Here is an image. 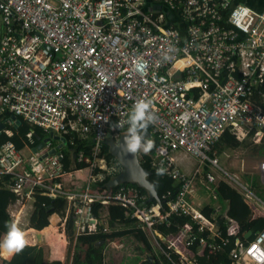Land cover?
Returning <instances> with one entry per match:
<instances>
[{"label":"built area","instance_id":"built-area-1","mask_svg":"<svg viewBox=\"0 0 264 264\" xmlns=\"http://www.w3.org/2000/svg\"><path fill=\"white\" fill-rule=\"evenodd\" d=\"M141 98L152 102L155 115L150 165L179 183L162 204L147 203L149 195L130 184L91 189V182L123 170L101 153L109 134L118 140L127 132L128 113ZM4 114H11L1 122L9 135L6 124L22 117L51 138L71 132L93 138L91 155L74 153L91 168L82 191L64 181L71 172L51 138L28 153L11 140L0 145V173L13 175L11 189L33 202L37 194L65 198V221L74 215L76 237L108 232V212L96 216L93 203H114L173 264H201L200 257L229 246L232 264H264V228L246 237L249 230L217 194L225 181L264 213V199L221 166L217 149L225 131L239 140L264 137V9L232 0H0ZM183 164L195 168L189 172ZM259 167L264 173V161ZM200 189L205 201L197 198ZM206 206L215 210L208 214ZM174 215L189 219L163 234L160 227L170 226Z\"/></svg>","mask_w":264,"mask_h":264},{"label":"trees","instance_id":"trees-1","mask_svg":"<svg viewBox=\"0 0 264 264\" xmlns=\"http://www.w3.org/2000/svg\"><path fill=\"white\" fill-rule=\"evenodd\" d=\"M9 117H11V114L2 115L0 117V123L7 120ZM6 128L10 129L13 134L9 135L6 133V130H3L0 134V145L6 142L7 140H11L15 143L18 149H24L26 147L35 148L42 142V140H44L45 138H49L50 136L49 132L39 126L29 123L22 117H18L13 124H6ZM150 130L151 126L149 125L147 133H150ZM30 132L32 133L31 136L28 135ZM150 139L152 140L151 137ZM51 140L53 141L54 145L59 146L58 150L63 155L61 161L65 172L70 173L89 167V163L85 161L75 160L74 153L83 150L86 155H91V149L93 146L92 137L83 138L79 134L71 132L61 134L59 135V138L52 137ZM152 141L153 147L148 153L139 150L140 162L145 168L151 170L149 178L154 184L160 198H163V195L168 191H171L172 195H174L179 188V183L175 182L172 178L164 176L159 172L155 171L150 165L152 153L154 152L155 148V142L154 140ZM262 142L264 143V137L262 139ZM250 143L251 140L249 138L239 140L229 131H225L223 136L217 142V149L223 151V149L225 148H236L241 145H249ZM101 154L106 159V161L118 162V160L110 153L109 145L107 143L104 144ZM98 170L99 169H97L96 171ZM110 178L111 176L101 181L98 180L93 182L91 184V189H95L97 187L101 190L104 189L106 183L110 180ZM12 179L13 175L0 173V234H2L6 230V222H9L11 220V215L8 211L9 201L7 202V199L17 198V194L10 187ZM249 182L257 196L264 199L263 189H254V187L258 186V181L256 179L251 178L249 179ZM125 184H130L137 187L141 193H144L148 196V191L144 187L139 186L137 183ZM116 188L117 186L113 189ZM81 190H84V188ZM217 194L218 200L223 204L224 207L228 208V213L238 220L242 230H252L253 232H256L257 230L264 228V213L252 210L251 206L244 199L242 194L238 190L233 188L230 184L225 181H220L217 187ZM225 201L228 202L226 203ZM47 202H54L56 206L62 204V208L65 207V212H63V216L66 214L68 202L65 198L62 197L50 198L43 194H37L34 206H36L37 209L46 205ZM152 202H155V200L149 198L147 199V203L150 204ZM48 207L49 209L52 208L51 206ZM106 207L108 210V232L101 231L94 234H85L76 237L74 230V215L70 214L67 217L65 223V232L71 240L75 238L77 247V249L74 250L72 255H69V263L63 262L61 260L50 261L48 258L46 246L38 244H26L22 250H20L19 252H15L11 256V258H2L1 264H105L104 249L107 243L116 237L125 236L127 234H134V236L144 244L146 250H152V246L148 240L147 233L143 231L140 227H138L137 220L130 216L125 207L114 203H110ZM104 208L105 206L101 202L93 203V212L96 216L100 215V212ZM214 210L215 208H211L210 206H206L204 208V211L208 214L210 212H213ZM188 219L189 217L187 216L174 215L171 217V225H163L160 227V230L163 234L176 232L178 230V225H182ZM54 221L55 215L51 217V223H53ZM38 224H41V226H37V228H39V230H42L45 228L44 226L46 225V222L40 221ZM117 224L122 225L123 228L111 230V228H114ZM240 236L242 235L240 234ZM101 241L102 243H100ZM83 246H86V248L83 249ZM164 247L167 248L165 244ZM229 249L230 246L227 247L224 252L216 253L215 255H211L209 258L207 256L200 257V263L232 264V260L228 256ZM173 257L175 256L173 255ZM154 259V263L151 264H173L172 261L166 258V256L162 252L161 256H154ZM136 260H134L132 264H150L149 256H146L145 260L141 263H138Z\"/></svg>","mask_w":264,"mask_h":264},{"label":"rangeland","instance_id":"rangeland-1","mask_svg":"<svg viewBox=\"0 0 264 264\" xmlns=\"http://www.w3.org/2000/svg\"><path fill=\"white\" fill-rule=\"evenodd\" d=\"M25 151L28 153L29 150L26 149ZM140 151L138 150V156ZM219 158L221 166L226 168L232 175L237 176L239 180L243 181L244 183H250L249 179L251 178L256 179L258 181V186L254 187V189L257 190V188H261L263 189L264 193V173H262L259 167L260 163L264 161V143L262 141L255 142L251 140V143L246 146L241 145L236 148H225L219 153ZM90 174L91 168L86 171L85 175H80L78 177H75V175L72 177L68 176L70 178L68 181L70 182L66 183L72 188H76L78 190L83 189L88 183ZM231 186L236 188L234 185ZM8 201V211L11 215V220L15 219L24 231L30 229L35 230V228L39 230L37 226H41V224H38L40 221L46 222L44 227L49 226L51 224V216L54 214L58 216L59 220H57L55 215V221L53 223L57 227L59 234L61 235V233L64 232L66 236V239H64L66 247H63V254L60 256H55L53 253L51 255L53 246L50 244V242L43 241L38 243V245L46 246L50 261L61 260L63 262L69 263V255H72L77 247L75 238L71 240L65 232L66 214L63 216L65 207L62 208V204L56 206L54 202H47L43 207L36 209V206L32 204V200L28 198H22L19 195H17V198L15 199L8 198L7 202ZM48 206H51L52 210L49 209ZM122 228V225L117 224L114 228H111V230ZM147 235L152 246V250L150 251L145 249L144 244L139 241L134 236V234H127L123 237H119V239H121L120 244L114 242L108 243L104 249L105 264H132L136 259L138 263H141L145 260L146 256H151L152 259L154 256H161L162 251L159 245L154 241L150 234ZM84 248H86V246H83V249ZM0 257L2 256L0 255Z\"/></svg>","mask_w":264,"mask_h":264},{"label":"clouds","instance_id":"clouds-1","mask_svg":"<svg viewBox=\"0 0 264 264\" xmlns=\"http://www.w3.org/2000/svg\"><path fill=\"white\" fill-rule=\"evenodd\" d=\"M151 101L138 99L134 101L127 116V132L124 135V142L129 152L143 150L148 153L153 147V141L147 135L148 126L154 122L155 115L151 110ZM190 113L181 114V120L186 121ZM117 127H120L117 124ZM163 173L164 169H158ZM26 237L23 228L12 219L6 222V230L0 234V251L6 250L8 253H15L22 250L26 245Z\"/></svg>","mask_w":264,"mask_h":264},{"label":"water","instance_id":"water-1","mask_svg":"<svg viewBox=\"0 0 264 264\" xmlns=\"http://www.w3.org/2000/svg\"><path fill=\"white\" fill-rule=\"evenodd\" d=\"M4 128L5 125L3 123H0V134L4 130ZM125 133H122L118 140H115L110 136V134L106 139V143L109 145L110 153L123 166V170L121 172L110 178V180L106 183V187L110 190L122 183H137L139 186L144 187L148 191L150 199H154L159 204H162L158 192L149 178L151 171L141 164L138 156V151L135 153L127 151L124 142ZM147 135L150 138V133H147ZM50 138L51 137L42 140V142L37 147L33 148V150L43 148L46 141H48ZM54 152L55 149L49 151V153ZM252 233L253 231L249 230L246 234V237H250ZM100 243H102V241Z\"/></svg>","mask_w":264,"mask_h":264},{"label":"bare ground","instance_id":"bare-ground-1","mask_svg":"<svg viewBox=\"0 0 264 264\" xmlns=\"http://www.w3.org/2000/svg\"><path fill=\"white\" fill-rule=\"evenodd\" d=\"M32 204H35V202ZM24 232L27 241L26 244H37L43 241L50 242V244L53 246V253L55 256H60L63 254L65 241L64 238H61L63 235L62 233L61 235L59 234V231L57 230V227L54 225V223H51L42 230L30 229ZM13 254L14 253H8L6 250L1 251V255L7 258H10Z\"/></svg>","mask_w":264,"mask_h":264},{"label":"crops","instance_id":"crops-1","mask_svg":"<svg viewBox=\"0 0 264 264\" xmlns=\"http://www.w3.org/2000/svg\"><path fill=\"white\" fill-rule=\"evenodd\" d=\"M238 3H243V4H245V5H247V6H249V7H251V8H254V9H256V10H263L264 9V0H232V4H238ZM25 149H28V147H26ZM183 166V168L185 169V170H187V171H189V172H191V171H193L194 170V164H183L182 165ZM88 170V168H85V169H82V170H77V171H74V172H71V174L69 175H66L65 177H64V181L65 182H67V183H69L70 181H68L70 178L68 177V176H73V175H75V177H78V176H80V175H85L86 174V171ZM66 183V184H67ZM69 186V185H68ZM69 187H71V186H69ZM71 189H75V190H77V191H82L81 189H76V188H72L71 187ZM149 195V194H148ZM207 195H206V193L203 191V190H198V195H197V198H198V200H204L205 201V199L207 198L206 197ZM206 202H209V200H207ZM103 211H105V212H108V210H107V208L105 207V209H103ZM67 212V211H66ZM54 215H56V214H54ZM53 216V215H52ZM51 216V217H52ZM56 217H57V220H59L58 219V216L56 215ZM138 224V223H137ZM120 237H123V236H120ZM121 239H119V237H116V238H114V239H112V242H114V243H117V244H120L121 242ZM109 243V242H108ZM107 243V244H108ZM52 249V248H51ZM53 254V249L51 250V255ZM1 255V254H0ZM2 258H5V257H0V264H1V259ZM7 259H9V258H7ZM149 259H150V264L151 263H154V257H153V259H152V257L151 256H149ZM152 259V260H151ZM51 261H54V260H51Z\"/></svg>","mask_w":264,"mask_h":264}]
</instances>
